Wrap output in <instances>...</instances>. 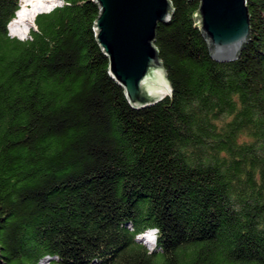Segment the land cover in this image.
I'll return each instance as SVG.
<instances>
[{"label": "trees", "instance_id": "obj_1", "mask_svg": "<svg viewBox=\"0 0 264 264\" xmlns=\"http://www.w3.org/2000/svg\"><path fill=\"white\" fill-rule=\"evenodd\" d=\"M21 1L0 0V264H264V0L228 61L201 0H171L173 91L144 108L108 72L96 1L37 14L27 39L8 29Z\"/></svg>", "mask_w": 264, "mask_h": 264}, {"label": "water", "instance_id": "obj_2", "mask_svg": "<svg viewBox=\"0 0 264 264\" xmlns=\"http://www.w3.org/2000/svg\"><path fill=\"white\" fill-rule=\"evenodd\" d=\"M97 40L108 58V72L133 108L153 105L173 91L155 44L160 23H169L171 0H94ZM201 30L219 61L236 59L251 35L247 0H201ZM168 92V93H166Z\"/></svg>", "mask_w": 264, "mask_h": 264}, {"label": "bare ground", "instance_id": "obj_3", "mask_svg": "<svg viewBox=\"0 0 264 264\" xmlns=\"http://www.w3.org/2000/svg\"><path fill=\"white\" fill-rule=\"evenodd\" d=\"M53 1L54 0H24V3L20 6V8L16 13L15 18L11 22V25L14 26L13 27L14 30L12 31V33L14 35L19 36L20 38H24L25 35H27L29 32L25 28L27 21L34 20L33 27H35V19L37 14H39L38 12L44 9L48 10V6L52 4Z\"/></svg>", "mask_w": 264, "mask_h": 264}, {"label": "rangeland", "instance_id": "obj_4", "mask_svg": "<svg viewBox=\"0 0 264 264\" xmlns=\"http://www.w3.org/2000/svg\"><path fill=\"white\" fill-rule=\"evenodd\" d=\"M22 1H23V2H22ZM22 1H21L20 6L24 3V0H22ZM63 2H64V0H54L53 3L50 4V5L48 6V10H45V9H44V10L38 12V13L41 14V13H43V12H48V11H50L53 7H56V6L61 5ZM33 21H34V20H33ZM33 21H27L25 28H26L29 32H28L27 35H25L24 38H21V39H27V38L30 37V31H31V29H32V27H33ZM13 27H14V26H12L11 24L8 26V29H9L10 34H11L12 36L19 37V36L14 35V34L12 33V31L14 30ZM23 28H24V27H23ZM19 38H20V37H19ZM138 240H139V242H141V243H143V244H146V238H144V237H140V238H138ZM51 264H58V263H57L56 261H52Z\"/></svg>", "mask_w": 264, "mask_h": 264}, {"label": "clouds", "instance_id": "obj_5", "mask_svg": "<svg viewBox=\"0 0 264 264\" xmlns=\"http://www.w3.org/2000/svg\"><path fill=\"white\" fill-rule=\"evenodd\" d=\"M157 233L158 230L156 228H151L148 229L146 232L140 233L137 238L140 237L146 238V244L153 249L155 246H157Z\"/></svg>", "mask_w": 264, "mask_h": 264}, {"label": "built area", "instance_id": "obj_6", "mask_svg": "<svg viewBox=\"0 0 264 264\" xmlns=\"http://www.w3.org/2000/svg\"><path fill=\"white\" fill-rule=\"evenodd\" d=\"M58 257L53 256H47L46 258L40 260L37 264H50L53 260L57 259Z\"/></svg>", "mask_w": 264, "mask_h": 264}]
</instances>
